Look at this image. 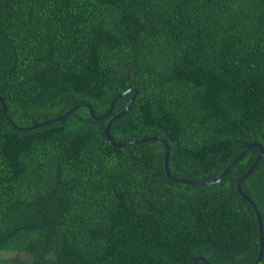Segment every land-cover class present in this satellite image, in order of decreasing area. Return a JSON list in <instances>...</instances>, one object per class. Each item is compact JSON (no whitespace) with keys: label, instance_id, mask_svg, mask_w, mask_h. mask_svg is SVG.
Masks as SVG:
<instances>
[{"label":"trees","instance_id":"trees-1","mask_svg":"<svg viewBox=\"0 0 264 264\" xmlns=\"http://www.w3.org/2000/svg\"><path fill=\"white\" fill-rule=\"evenodd\" d=\"M0 98V264H264V0H0Z\"/></svg>","mask_w":264,"mask_h":264},{"label":"water","instance_id":"water-1","mask_svg":"<svg viewBox=\"0 0 264 264\" xmlns=\"http://www.w3.org/2000/svg\"><path fill=\"white\" fill-rule=\"evenodd\" d=\"M129 93H133V97H132V99L128 102V104L126 105V107L124 108V110L122 111V112H120L119 114H117L116 116H114L109 122H108V124H107V126H106V128H105V130H104V135H105V138L107 139V141L110 143V144H112V145H114V146H116V147H122V146H129V145H136V144H142V143H145V142H149V141H158V142H161L163 145H164V147H165V156H164V168H165V173H166V175H167V177H169V178H171L170 177V174H169V171H168V165H167V162H168V152H169V150H168V145H167V143L163 140V139H161V138H146V139H143V140H140V141H135V142H131V143H129V144H126V145H115L111 140H110V137H109V135H108V128H109V126L111 125V123L113 122V121H115V120H117V119H119L121 116H123L125 113H126V111L130 108V106H131V104H132V102H133V100H134V98H135V96H136V91L135 90H127L126 92H124L122 95H118V96H116L113 100H112V102H111V105H110V108H109V110H108V112L105 114V115H103V116H101V117H99L98 119H102V118H104V117H106L108 114H110L111 113V111H112V106H113V103L117 100V99H119L120 97H122V96H124V95H127V94H129ZM0 104H1V107H2V112H3V115L5 116V118L9 121V123L13 126V127H15V125L10 121V119L7 117V115H6V109H5V107H4V103H3V101H2V99L0 98ZM81 105H77V106H75V107H73L72 109H70L69 111H67L64 115H62L61 117H59V118H57V119H54V120H52V121H50V122H45V123H42V124H40V125H37V126H34V127H30V128H16L17 130H23V131H28V130H33V129H36V128H38V127H41V126H43V125H45V124H49V123H54L55 121H58V120H60L61 118H63V117H66L67 115H69L70 113H72L74 110H76L77 108H79ZM89 108V107H88ZM89 111H90V113H91V116L92 117H94L93 116V113L91 112V110H90V108H89ZM254 146H257L259 149H260V154H259V156L254 160V162L251 164V166L247 169V171L244 173V175H242L239 179H238V181H237V184H236V189H237V191H238V193L243 197V198H245L246 200H247V198L246 197H244V195L241 193V191H240V184H241V182L247 177V176H249L250 175V173L253 171V169L256 167V165L259 163V161H260V159H261V157H262V155H263V150H262V148L259 146V145H256V144H252V145H249L226 169H225V171L222 173V175H220V177L217 179V181L216 182H213V183H209V184H199V183H196V182H184V181H181V180H176V179H172L174 182H177V183H184V184H186V185H191V186H203V187H205V186H213V185H215L216 183H218V182H220L221 180H222V178L224 177V175L226 174V172L234 165V164H236L242 157H243V155L245 154V152L246 151H248L251 147H254ZM251 206H252V208H253V210H254V213H255V215H256V220H257V224H258V230H259V234H260V239H259V241H260V246H259V253H258V257H257V259H256V261L253 263V264H258L259 263V261H260V259H261V256H262V249H263V243H262V227H261V222H260V216H259V214H258V211H257V209H256V207L251 203ZM198 259H196L195 261H194V264H196V261H197Z\"/></svg>","mask_w":264,"mask_h":264},{"label":"rangeland","instance_id":"rangeland-1","mask_svg":"<svg viewBox=\"0 0 264 264\" xmlns=\"http://www.w3.org/2000/svg\"><path fill=\"white\" fill-rule=\"evenodd\" d=\"M8 255L7 252L0 251V257H6ZM13 256H19L18 254H13Z\"/></svg>","mask_w":264,"mask_h":264}]
</instances>
